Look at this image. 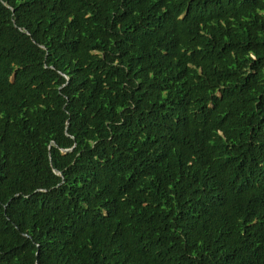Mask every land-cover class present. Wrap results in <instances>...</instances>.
Segmentation results:
<instances>
[{
    "label": "trees",
    "instance_id": "1",
    "mask_svg": "<svg viewBox=\"0 0 264 264\" xmlns=\"http://www.w3.org/2000/svg\"><path fill=\"white\" fill-rule=\"evenodd\" d=\"M0 264H264V0H0Z\"/></svg>",
    "mask_w": 264,
    "mask_h": 264
}]
</instances>
